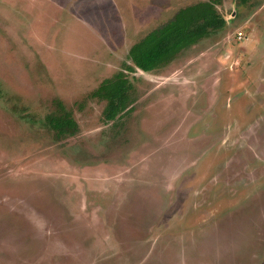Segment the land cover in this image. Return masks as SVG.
Wrapping results in <instances>:
<instances>
[{"label": "rangeland", "instance_id": "1", "mask_svg": "<svg viewBox=\"0 0 264 264\" xmlns=\"http://www.w3.org/2000/svg\"><path fill=\"white\" fill-rule=\"evenodd\" d=\"M201 1L0 0V264H264V0H212L223 27L127 68Z\"/></svg>", "mask_w": 264, "mask_h": 264}, {"label": "trees", "instance_id": "2", "mask_svg": "<svg viewBox=\"0 0 264 264\" xmlns=\"http://www.w3.org/2000/svg\"><path fill=\"white\" fill-rule=\"evenodd\" d=\"M224 22L212 0L182 7L166 22L135 41L128 50L129 59L135 67L152 71L167 63L182 48L207 35L209 27L219 29ZM127 68L133 69V66ZM130 85L124 71H119L96 90L97 95L107 99L103 111L106 120H114L126 108ZM55 106L57 111L46 113L44 120L57 136L74 134L78 129L75 118L60 101H55Z\"/></svg>", "mask_w": 264, "mask_h": 264}, {"label": "built area", "instance_id": "3", "mask_svg": "<svg viewBox=\"0 0 264 264\" xmlns=\"http://www.w3.org/2000/svg\"><path fill=\"white\" fill-rule=\"evenodd\" d=\"M241 35H242V32L238 31V37H241Z\"/></svg>", "mask_w": 264, "mask_h": 264}, {"label": "flooded vegetation", "instance_id": "4", "mask_svg": "<svg viewBox=\"0 0 264 264\" xmlns=\"http://www.w3.org/2000/svg\"><path fill=\"white\" fill-rule=\"evenodd\" d=\"M224 19V18H223ZM225 20V19H224ZM132 66V65H131ZM135 68V65L133 64V69Z\"/></svg>", "mask_w": 264, "mask_h": 264}, {"label": "water", "instance_id": "5", "mask_svg": "<svg viewBox=\"0 0 264 264\" xmlns=\"http://www.w3.org/2000/svg\"><path fill=\"white\" fill-rule=\"evenodd\" d=\"M136 68H138V67H136ZM139 69V68H138ZM141 70V69H140Z\"/></svg>", "mask_w": 264, "mask_h": 264}]
</instances>
